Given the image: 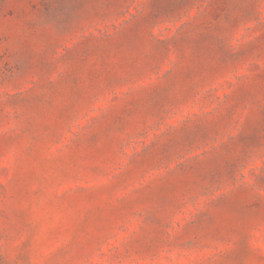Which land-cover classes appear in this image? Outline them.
Returning a JSON list of instances; mask_svg holds the SVG:
<instances>
[{
	"label": "rangeland",
	"instance_id": "obj_1",
	"mask_svg": "<svg viewBox=\"0 0 264 264\" xmlns=\"http://www.w3.org/2000/svg\"><path fill=\"white\" fill-rule=\"evenodd\" d=\"M0 264H264V0H0Z\"/></svg>",
	"mask_w": 264,
	"mask_h": 264
}]
</instances>
